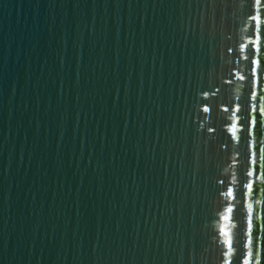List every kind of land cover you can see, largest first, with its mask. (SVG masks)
Returning <instances> with one entry per match:
<instances>
[{
    "label": "water",
    "instance_id": "1",
    "mask_svg": "<svg viewBox=\"0 0 264 264\" xmlns=\"http://www.w3.org/2000/svg\"><path fill=\"white\" fill-rule=\"evenodd\" d=\"M246 11L0 0V264H220L219 181L240 188L246 150L220 108L248 92L222 80Z\"/></svg>",
    "mask_w": 264,
    "mask_h": 264
},
{
    "label": "snow or ice",
    "instance_id": "2",
    "mask_svg": "<svg viewBox=\"0 0 264 264\" xmlns=\"http://www.w3.org/2000/svg\"><path fill=\"white\" fill-rule=\"evenodd\" d=\"M217 2L218 0H205V11L207 12L210 4L215 6ZM220 2L224 3L226 8L237 3L241 9L247 8L242 20L245 36L226 49L232 68L228 78L222 80V84L233 85L240 81L241 85L247 86L248 92L243 101L240 96H236L235 102L229 101L226 106L220 108L222 113L227 114L222 119L230 138L225 141L224 146L227 148L231 142H235L234 151L237 155L234 159L237 162L241 140L245 145L242 170L245 179L240 181L239 189L230 186L237 181L235 173L232 181H219L223 187L218 189V192L224 199L217 208L219 229L214 242L222 245L219 249L220 264H264V208L256 210L251 202L261 191L256 186L257 182L264 180V141L257 143L253 139L257 123L264 128V0ZM199 26L203 30L204 21H201ZM241 85L236 86L239 88ZM220 92L221 87L213 85L208 91L201 90V97L206 101ZM193 100L195 102V97ZM196 107L199 109L200 103L197 102ZM202 111L209 113L212 109L205 105ZM208 131L215 129L209 128ZM237 191L240 193L239 201Z\"/></svg>",
    "mask_w": 264,
    "mask_h": 264
}]
</instances>
